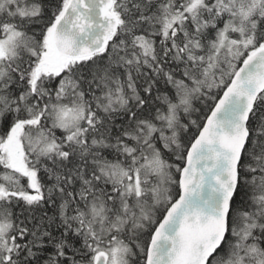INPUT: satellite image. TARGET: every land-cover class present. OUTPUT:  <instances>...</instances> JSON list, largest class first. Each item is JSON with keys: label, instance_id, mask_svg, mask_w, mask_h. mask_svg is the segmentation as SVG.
Wrapping results in <instances>:
<instances>
[{"label": "snow or ice", "instance_id": "6c2138e0", "mask_svg": "<svg viewBox=\"0 0 264 264\" xmlns=\"http://www.w3.org/2000/svg\"><path fill=\"white\" fill-rule=\"evenodd\" d=\"M0 264H264V0H0Z\"/></svg>", "mask_w": 264, "mask_h": 264}]
</instances>
